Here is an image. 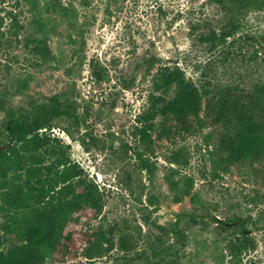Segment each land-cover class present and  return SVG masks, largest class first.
<instances>
[{
	"label": "rangeland",
	"instance_id": "obj_1",
	"mask_svg": "<svg viewBox=\"0 0 264 264\" xmlns=\"http://www.w3.org/2000/svg\"><path fill=\"white\" fill-rule=\"evenodd\" d=\"M174 67L203 94L192 132H176L177 121L165 124L161 112L178 92L167 76ZM263 89L264 7L0 0V148L9 109L67 104L70 114L54 119L53 134L104 194L89 234L55 238L58 249L42 264H264V167L250 157L234 162L223 139L239 137L242 124L232 99L264 132ZM2 220L7 252L23 241L3 232ZM169 221L180 231L175 243L176 232L158 238V224ZM243 230L250 242L235 259L228 244ZM95 234L107 249L89 258L84 248Z\"/></svg>",
	"mask_w": 264,
	"mask_h": 264
},
{
	"label": "trees",
	"instance_id": "obj_2",
	"mask_svg": "<svg viewBox=\"0 0 264 264\" xmlns=\"http://www.w3.org/2000/svg\"><path fill=\"white\" fill-rule=\"evenodd\" d=\"M233 1L242 8L264 7V0ZM167 76L176 84L178 92L161 109L165 124L169 119H175L176 132H192L194 120H201L203 94L180 67L169 68ZM227 99L231 100L230 95ZM232 100L234 114L242 120L239 137H223L224 142L233 147L232 160L243 161L250 157L252 162H260L264 167V132L256 123H249L250 117H245L243 107L235 102L236 99ZM4 108L6 104L0 99V109ZM222 110L220 108L218 117H222ZM69 114V106L61 102H42L19 113L12 109L7 112L5 126L9 139L1 142L4 147L0 148L1 229L4 233L17 232L23 243L7 252L0 251V264L44 263L48 257H54L59 246L54 245L55 241L64 236L73 239L77 235L89 234L94 219L103 212L104 194L100 184L84 176V167L72 159L61 139L53 134L54 119ZM238 143L246 147L236 153ZM173 161L180 163L179 156L175 155ZM169 182L171 188L176 189L174 181ZM191 190L192 187L188 186L186 194ZM226 224L224 222L222 226ZM173 226L175 222L171 221L166 225L158 224L162 234L158 238L162 240L164 235L176 232L174 243L177 242L180 231L172 229ZM76 229L85 230L82 233ZM243 234L244 237L232 239L228 244L235 259H241L250 242L245 230ZM93 236L84 248V255L89 258L107 249L104 241L96 234ZM73 254L74 249L71 254L60 253L59 260L65 261Z\"/></svg>",
	"mask_w": 264,
	"mask_h": 264
}]
</instances>
